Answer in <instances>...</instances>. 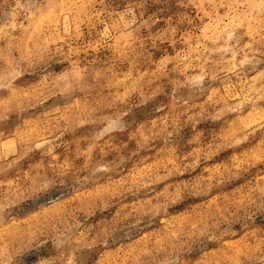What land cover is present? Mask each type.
I'll use <instances>...</instances> for the list:
<instances>
[{"label": "rangeland", "instance_id": "374dc122", "mask_svg": "<svg viewBox=\"0 0 264 264\" xmlns=\"http://www.w3.org/2000/svg\"><path fill=\"white\" fill-rule=\"evenodd\" d=\"M241 2L0 4V64L35 65L0 89V105H14L0 119V253L56 222L70 220L87 239L115 221L89 264H260L264 212L170 249L177 229L227 224L225 209L264 190V14ZM69 69L95 76L94 89L60 87ZM197 76L198 85H183ZM109 100L132 108L122 129L98 135ZM45 180L52 183L38 202L18 199L23 185ZM22 256L37 264L55 260L57 249L48 239Z\"/></svg>", "mask_w": 264, "mask_h": 264}, {"label": "clouds", "instance_id": "9594fccd", "mask_svg": "<svg viewBox=\"0 0 264 264\" xmlns=\"http://www.w3.org/2000/svg\"><path fill=\"white\" fill-rule=\"evenodd\" d=\"M94 2L99 3L102 7L104 0H94ZM7 3V0H0V4ZM241 6L244 9H259L260 13L264 14V0H259L257 4L255 0H242ZM23 7L19 3V0H15V7L19 9ZM264 19V17H262ZM149 21L141 20L138 27H147ZM127 27V25H126ZM135 31V29H134ZM238 39V38H237ZM140 48H144V44H140ZM143 52H136V56L143 55ZM261 55H264V43H262ZM245 61L241 60L240 64H244ZM35 70V65L30 64L28 67H23L21 64L16 63L11 66L9 69L8 66L0 64V89L9 90L12 87V78L19 76L21 72ZM85 70H81L79 78H75L72 75V70L61 74L58 78L60 82V87L67 89L70 92H82V91H92L96 85V77L88 74V80L85 81ZM202 77L197 76L191 80H184L183 85L186 87H191L193 85H198ZM173 90L181 87L180 81H172ZM167 87V84L164 85ZM143 103V100L140 101ZM109 106L112 107L113 111L107 115L102 116L101 120L106 121L104 127L100 129L98 135L108 132L114 128H123L124 124L122 123L123 118L131 111L132 101L123 100L121 103L124 107L115 105L111 100L108 101ZM14 105H0V119L6 118V113L13 110ZM194 106V105H193ZM175 130V126H174ZM165 135H171V132H167L166 129H161ZM52 181H41L38 184H26L23 185L21 190L18 191V199H30L33 203L39 201L41 196L46 192L48 184ZM57 197L64 195L63 191H59ZM48 200L52 199V194H48ZM7 210V204L0 202V214H4ZM158 211H164L163 206H160ZM256 212H264V190L259 192L258 196H255L254 199H249L247 204L239 207L235 211L230 209H225L224 215L227 224L224 221L212 220L207 225L200 229H177L171 238L170 249L179 250L193 244L196 240L207 234V231L219 230L222 227H230L232 223H242L246 224L248 220L254 216ZM125 227H131L126 225ZM195 228V226H193ZM116 222L112 221L110 224L100 226L96 232V235H90V238H85L83 235H77L79 231L78 228H74L71 224V221L66 222H56L50 226L42 229L36 230L28 234V236L14 244L12 250L5 255L0 253V264H26V261L23 259V252L28 248L38 249L39 245L45 240H52L54 247L57 249V257L55 260H40L37 264H89V254L90 251L99 246L102 242H106L105 236L103 235L106 231H115ZM260 244L264 245V236L260 238ZM159 251V250H158ZM256 249H248L247 255L251 257V254L255 252ZM154 264H180L178 260L174 261H155ZM235 264H241L240 261H236ZM247 264H256L255 261L249 260ZM260 264H264V256L261 257Z\"/></svg>", "mask_w": 264, "mask_h": 264}]
</instances>
